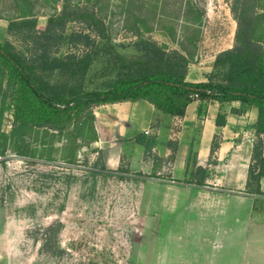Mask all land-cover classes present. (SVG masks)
Returning <instances> with one entry per match:
<instances>
[{"label": "rangeland", "instance_id": "rangeland-1", "mask_svg": "<svg viewBox=\"0 0 264 264\" xmlns=\"http://www.w3.org/2000/svg\"><path fill=\"white\" fill-rule=\"evenodd\" d=\"M54 2L0 0V19L7 24L29 10L43 31L61 9ZM81 2L73 4L95 8L127 56L142 36L190 55L197 48L195 61L237 32V0ZM81 28L71 23L68 32ZM30 37L0 28V43L22 56ZM258 37L264 45V18ZM102 68L94 65L89 89L104 80ZM3 129L10 131L9 120ZM96 141L95 121L83 118L63 133L33 130L0 142V264H264V193L198 189L174 179L169 162L160 164L147 146L148 174L139 172L141 149L106 166Z\"/></svg>", "mask_w": 264, "mask_h": 264}, {"label": "trees", "instance_id": "trees-1", "mask_svg": "<svg viewBox=\"0 0 264 264\" xmlns=\"http://www.w3.org/2000/svg\"><path fill=\"white\" fill-rule=\"evenodd\" d=\"M82 1L90 5L93 0ZM54 3H61V9L47 19L43 31L36 29L38 22L29 10L7 21L9 34L27 30L31 37L28 56L17 53L10 41L0 43V142L21 140L33 130L63 133L83 118L94 122V109L107 105L145 101L164 115L182 118L199 100L239 101L242 110L238 113L247 108L258 111L253 126L258 140L247 188L250 194H263L264 45L258 29L264 18L259 12L264 0H237L234 46L216 57L211 74L202 83L186 80L191 60L181 52L139 36L131 44L134 54L127 56L95 8L74 6V0ZM71 23L82 28L68 32ZM64 46L71 50L63 54ZM97 63L103 65L100 77L104 80L89 89ZM6 120L10 131L3 129ZM217 124L225 125L224 121ZM216 149L214 143L212 153ZM207 177L206 171L197 168L186 183L203 188Z\"/></svg>", "mask_w": 264, "mask_h": 264}, {"label": "crops", "instance_id": "crops-1", "mask_svg": "<svg viewBox=\"0 0 264 264\" xmlns=\"http://www.w3.org/2000/svg\"><path fill=\"white\" fill-rule=\"evenodd\" d=\"M4 22L0 19V28L8 34V22ZM233 46L232 40L230 45L212 51V54L202 53L195 61L190 59L186 80L191 83L206 82L216 57ZM175 50L191 58L195 56L197 48H192V55L188 50ZM240 110L242 104L239 101L219 103L199 100L187 108L184 117L177 118L160 113L145 101L102 106L93 112L98 137L94 145L102 150L106 166L111 165L120 154L127 153L132 158L131 153L141 149L137 156L141 166L139 172L148 174L150 162L145 163L143 159L147 146L156 154L160 164L169 162L176 180L189 181L192 172L201 168L208 173L206 186L194 187L214 191L226 188L247 192L243 194L246 196H256L248 193L247 184L253 147L258 140L253 128L258 111L247 108L243 113H238ZM217 121H224L225 125L220 126ZM214 143L217 149L212 153ZM261 192L264 193V179L261 181ZM3 261L4 258L0 256V263Z\"/></svg>", "mask_w": 264, "mask_h": 264}, {"label": "built area", "instance_id": "built-area-1", "mask_svg": "<svg viewBox=\"0 0 264 264\" xmlns=\"http://www.w3.org/2000/svg\"><path fill=\"white\" fill-rule=\"evenodd\" d=\"M197 98V97H196Z\"/></svg>", "mask_w": 264, "mask_h": 264}]
</instances>
